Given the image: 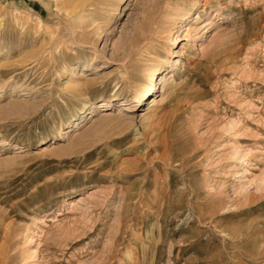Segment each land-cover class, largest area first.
Masks as SVG:
<instances>
[{
	"label": "rangeland",
	"instance_id": "374dc122",
	"mask_svg": "<svg viewBox=\"0 0 264 264\" xmlns=\"http://www.w3.org/2000/svg\"><path fill=\"white\" fill-rule=\"evenodd\" d=\"M0 264H264V0H0Z\"/></svg>",
	"mask_w": 264,
	"mask_h": 264
},
{
	"label": "bare ground",
	"instance_id": "6f19581e",
	"mask_svg": "<svg viewBox=\"0 0 264 264\" xmlns=\"http://www.w3.org/2000/svg\"><path fill=\"white\" fill-rule=\"evenodd\" d=\"M195 3H193V6H194ZM189 9V8H188ZM186 11V10H185ZM190 11V10H189ZM187 11V13L189 12ZM133 39V44L135 45V38H132ZM132 44V45H133ZM176 62V61H175ZM90 62L88 63H84L85 64V67L86 69L91 65L89 64ZM176 64V63H175ZM157 67H158V62L154 63L153 65H149L147 66L145 69H144V73L141 77L137 78V79H129V83H128V89L130 90H133L134 91V94L135 95H140L143 93V90H144V87L145 85L148 83V81L153 78V75H154V72L155 70H157ZM162 81V84H165L167 85L169 82H166L167 79H166V74L162 75L161 76V79ZM126 88V87H125ZM110 100L109 98H104L100 101V106H108L109 103H110ZM155 99H153L154 101ZM33 237H29L28 238V243H30L32 241Z\"/></svg>",
	"mask_w": 264,
	"mask_h": 264
}]
</instances>
